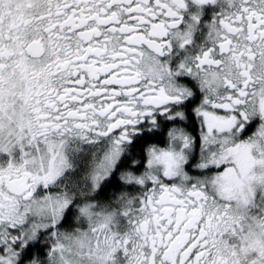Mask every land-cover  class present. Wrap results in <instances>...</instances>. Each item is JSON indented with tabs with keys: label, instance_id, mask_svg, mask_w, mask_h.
<instances>
[{
	"label": "snow or ice",
	"instance_id": "6c2138e0",
	"mask_svg": "<svg viewBox=\"0 0 264 264\" xmlns=\"http://www.w3.org/2000/svg\"><path fill=\"white\" fill-rule=\"evenodd\" d=\"M0 264H264V0H0Z\"/></svg>",
	"mask_w": 264,
	"mask_h": 264
}]
</instances>
